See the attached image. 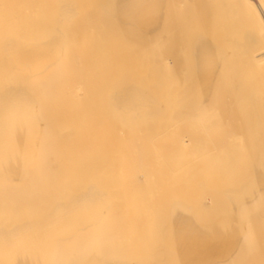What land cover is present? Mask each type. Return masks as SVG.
<instances>
[{"label": "bare ground", "instance_id": "1", "mask_svg": "<svg viewBox=\"0 0 264 264\" xmlns=\"http://www.w3.org/2000/svg\"><path fill=\"white\" fill-rule=\"evenodd\" d=\"M263 104V0H0V264H264Z\"/></svg>", "mask_w": 264, "mask_h": 264}, {"label": "rangeland", "instance_id": "2", "mask_svg": "<svg viewBox=\"0 0 264 264\" xmlns=\"http://www.w3.org/2000/svg\"><path fill=\"white\" fill-rule=\"evenodd\" d=\"M257 117H262V120H263V122H264V104L262 105V107L261 108H257ZM260 133V132H259ZM259 133L257 132V135L259 136ZM260 136L261 137H264V133H262V131H261V133H260Z\"/></svg>", "mask_w": 264, "mask_h": 264}, {"label": "built area", "instance_id": "3", "mask_svg": "<svg viewBox=\"0 0 264 264\" xmlns=\"http://www.w3.org/2000/svg\"><path fill=\"white\" fill-rule=\"evenodd\" d=\"M263 2H264V0H263Z\"/></svg>", "mask_w": 264, "mask_h": 264}]
</instances>
